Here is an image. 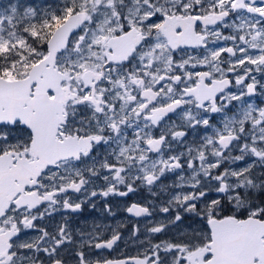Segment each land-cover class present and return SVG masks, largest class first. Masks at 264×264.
I'll return each instance as SVG.
<instances>
[{
    "label": "snow or ice",
    "instance_id": "6c2138e0",
    "mask_svg": "<svg viewBox=\"0 0 264 264\" xmlns=\"http://www.w3.org/2000/svg\"><path fill=\"white\" fill-rule=\"evenodd\" d=\"M0 264H264V0L0 4Z\"/></svg>",
    "mask_w": 264,
    "mask_h": 264
},
{
    "label": "rangeland",
    "instance_id": "374dc122",
    "mask_svg": "<svg viewBox=\"0 0 264 264\" xmlns=\"http://www.w3.org/2000/svg\"><path fill=\"white\" fill-rule=\"evenodd\" d=\"M7 0H0V4L6 3ZM27 2L33 3V4H46L51 2V0H27Z\"/></svg>",
    "mask_w": 264,
    "mask_h": 264
}]
</instances>
